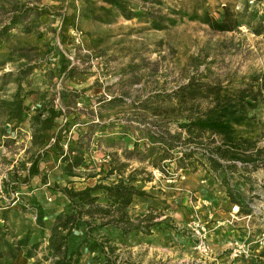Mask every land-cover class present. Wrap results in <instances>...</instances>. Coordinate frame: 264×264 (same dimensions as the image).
<instances>
[{
  "label": "rangeland",
  "instance_id": "1",
  "mask_svg": "<svg viewBox=\"0 0 264 264\" xmlns=\"http://www.w3.org/2000/svg\"><path fill=\"white\" fill-rule=\"evenodd\" d=\"M152 1L155 2L134 3L144 9L152 8L155 14L166 15L173 19L172 24L163 20V28L154 29L143 20L121 16L101 22L80 14L86 7L85 0H0L3 9L0 29L9 17L6 11L11 5L22 9L25 15L20 24L0 34V77L9 73L0 78V95L10 96L16 87L14 80L19 78L22 93L34 91L25 97L31 109L54 100L63 113L48 137L53 140V133L59 132L62 137L59 145L64 150L79 135L83 136L93 122L113 125L115 130L91 133L85 138L89 149L83 164L76 169L79 177L65 176L60 154L49 148L40 162V173L25 184L30 128L26 120L14 129L11 127L15 121L6 124L9 135L0 138V199L15 197L16 203L28 208L27 215L31 218L34 214L31 202L38 201L47 209V219L51 221L56 212L66 209L68 201L53 185H67L74 190L93 185L95 176L108 168V151L131 146L133 138L126 137L122 142L117 138L118 122H124L125 118L135 120L140 114L131 104L168 93L184 83L194 58L201 62L199 71L209 67V80L223 84L239 83L249 73L264 67V35L253 32L257 25L264 24V0H255L253 4L247 0ZM225 5L233 9L240 23L232 31H215L190 18L204 11L218 18ZM67 16L72 24L64 27L62 21ZM254 113L264 131V103ZM171 128L175 130L176 126L172 124ZM109 138H115V143L110 144ZM1 179L16 180L19 189L16 192L7 189V194ZM153 180L145 185L151 196L136 198L128 208L131 217L148 211L160 214L154 220L159 223L151 227L150 234L122 238L111 227L94 233L116 247L120 260L134 264H264V244L260 243L264 234V169L249 173L180 169L167 176L155 170ZM228 190L242 203H249L253 211L246 218L247 226L239 212L228 216L230 225L245 231H234V238L229 233L222 236L225 241L221 248H216L218 240L210 237L218 223L214 213L223 211L228 215L237 206L230 202ZM195 215L207 226L210 248L207 254L197 248L194 236L185 227ZM47 234L48 230L35 235L41 240L37 258L26 259L20 253L8 264H33L36 259H40L39 264H50L42 259ZM237 245L242 246V252L235 255ZM94 255L83 248L78 264H97Z\"/></svg>",
  "mask_w": 264,
  "mask_h": 264
},
{
  "label": "trees",
  "instance_id": "2",
  "mask_svg": "<svg viewBox=\"0 0 264 264\" xmlns=\"http://www.w3.org/2000/svg\"><path fill=\"white\" fill-rule=\"evenodd\" d=\"M135 1L155 2L85 0L86 7L80 14L101 22H109L112 16L127 20L137 18L148 22L154 29L163 28V20L172 24L173 19L155 14L152 8L137 7ZM10 8L6 11L9 17L1 25L0 34L20 24L25 18L22 9L15 5ZM0 10H3L2 5ZM170 12L179 14L174 10ZM190 18L200 20L219 32L232 31L240 24L236 13L227 5L218 18H213L206 11ZM69 19L68 16L63 18L64 27L72 24ZM253 32L264 35V24L257 25ZM200 64L194 58L186 81L170 92L155 94L131 104L140 110V114L135 120L125 118L124 122H118L117 137L121 142L126 137L133 138L131 146L127 144L119 146V150L108 151V168L93 185L79 190L67 185H53L68 201L66 209L56 212L51 221L47 219V209L38 201L31 202L34 210L31 218L27 215L28 208L16 203L15 197L6 201L0 199V264H8L20 253L26 259L37 258L41 240L35 235L46 230V253L42 259L48 260L50 264H78L83 248L95 254L97 264H134L129 260H120L115 253L116 247L108 239L95 237L94 233L101 228L111 227L122 238L150 234L151 227L159 223L154 220L160 214L148 211L131 217L128 208L136 198L151 196L145 185L153 181L155 170L167 176L180 169L196 171L204 168L207 173H249L258 168L264 169V131L254 113L264 103V67L249 73L239 83L223 84L209 80V67L199 71ZM8 74L4 73L0 78ZM14 82L16 87L10 96L0 95V138L9 135L6 124L15 121L11 127L14 129L28 120L30 148L27 151L30 154L27 157L29 166H24L26 173L23 182L28 184L33 176L40 173V162L49 148H55L60 154L65 175L78 176L76 169L83 164L89 149L86 139L91 133L114 132L113 125L100 121L91 123L84 135H79L74 144L64 150L59 145L62 139L59 132L53 133V140L48 137V132L63 113L62 109L54 105V100L51 103L42 102L31 109L25 97L34 91L22 93L20 79ZM172 124L176 126L175 130L171 128ZM67 128L68 125L65 126L66 132ZM108 140L110 144L115 143V138ZM133 162L137 165L133 166ZM171 163L172 168L169 167ZM41 180L46 183V178L42 177ZM1 183L7 194V189L16 192L20 186L16 180L1 179ZM227 195L230 202L238 206L239 213H252L249 203H242L229 190ZM39 261L36 259L33 264H39Z\"/></svg>",
  "mask_w": 264,
  "mask_h": 264
},
{
  "label": "built area",
  "instance_id": "3",
  "mask_svg": "<svg viewBox=\"0 0 264 264\" xmlns=\"http://www.w3.org/2000/svg\"><path fill=\"white\" fill-rule=\"evenodd\" d=\"M249 4L255 3V0H247ZM39 106V105H38ZM233 216H235L238 213V206H233ZM247 217H250V215H247ZM186 229L189 230V232L194 236L196 240V246L197 248L204 254H207L210 252V248L207 242V226L206 223H204L199 217L196 215L188 221L186 224ZM260 243L264 244V234L260 236ZM241 245H237V247L234 248L235 255L238 253H241Z\"/></svg>",
  "mask_w": 264,
  "mask_h": 264
},
{
  "label": "crops",
  "instance_id": "4",
  "mask_svg": "<svg viewBox=\"0 0 264 264\" xmlns=\"http://www.w3.org/2000/svg\"><path fill=\"white\" fill-rule=\"evenodd\" d=\"M25 123H26V126L28 127L29 126L28 120H26ZM28 138H30V135L28 136ZM29 145H30V142H29ZM76 173L78 174V176H68V175H65V176L71 177V178L72 177H79L80 174H79V172L77 170H76ZM95 177H96V180H97V178L99 176L96 175ZM214 214H215V218H217L218 223L215 224V226H217V228L213 232L214 235L211 234L210 237H214V238H216L218 240V245H216V248H221L220 247L221 246L220 244L225 241V238H222V236L223 237H226V235L229 233V236L234 238V236H233V232L234 231H237V232H239V231H245L244 228L238 230V229H235L234 228L233 224L230 225V223H229L230 221H228V219H229L228 216H231V215L233 216L232 213H228V215H226L223 211H220V212L217 211ZM247 215H249V214H242V213H240L241 219H244L243 222H244L245 226H247V219H246L247 218ZM221 224H224V225H221ZM225 229H226V233H225V235H223V232H225ZM226 240H228V238H226Z\"/></svg>",
  "mask_w": 264,
  "mask_h": 264
}]
</instances>
